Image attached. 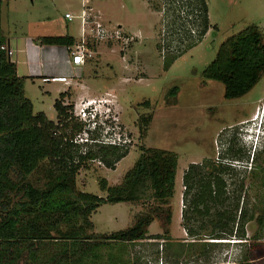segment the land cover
<instances>
[{
  "label": "rangeland",
  "instance_id": "374dc122",
  "mask_svg": "<svg viewBox=\"0 0 264 264\" xmlns=\"http://www.w3.org/2000/svg\"><path fill=\"white\" fill-rule=\"evenodd\" d=\"M83 1L105 29L119 32L128 42L113 39L98 43L95 57L89 59L86 69L83 67V78L69 81L82 82L97 93H112L120 110L104 101L95 105L96 114L104 115L102 112L108 108L106 121L108 117L109 121L117 118L116 124L130 143L119 148L125 149L127 156L113 169L99 159L88 162V167L76 177L77 189L104 198L106 194L100 191L98 180L104 178L110 186L121 184L141 150H165L178 158L168 234L154 221L145 240L100 249L97 264H232L244 260L264 264V188L256 194L252 188L247 194L249 200L243 202L228 199L224 190L223 208L236 216L235 222L228 225V230H211L212 212L204 218L197 216L189 203L198 189L186 190L183 184V175L190 164L211 162L226 167L221 157L228 127H237L251 112V105L264 97V77L244 97L228 101L223 96V85L203 76L229 37L250 25H256L264 36V0H205L209 24L216 26L217 31L211 28L192 49L184 50L189 40L182 42L180 50L184 53L172 62L164 60L156 46L166 44L169 33L178 35L171 24L174 16L181 13V6L188 3L185 0H2L1 29L13 53L10 60L16 59L17 38L32 30L50 35L68 33L79 41ZM65 14H70L73 20L68 22ZM170 38L179 42L175 36ZM22 72L20 67L17 74ZM64 88L60 80L48 83L25 78L24 81V94L31 101L33 112H43L54 122L53 104ZM86 101L81 98L67 102L74 109ZM139 117H151L148 128L141 133L139 130L145 126ZM256 195H263V200L252 201ZM151 204L150 199L142 198L132 204L100 206L91 217L94 234H111L130 227L134 217L147 211ZM258 218L262 219L261 225ZM216 233L224 240H212Z\"/></svg>",
  "mask_w": 264,
  "mask_h": 264
},
{
  "label": "trees",
  "instance_id": "16d2710c",
  "mask_svg": "<svg viewBox=\"0 0 264 264\" xmlns=\"http://www.w3.org/2000/svg\"><path fill=\"white\" fill-rule=\"evenodd\" d=\"M185 1L188 3L181 6V13L174 16L171 24L178 35L169 33L166 44L156 46L164 60L170 59V62L182 56L184 50L199 44L211 28L217 31L216 26L209 24L205 0ZM1 10L2 0L0 264H97L100 249L145 240L154 221L159 222L167 235L177 155L159 149L141 150L121 184L110 186L104 178L98 180L100 191L106 194L104 198L79 191L76 177L80 170L88 167V162L99 159L107 168L113 169L127 156V151L98 145L92 149L73 142L81 132L82 124L74 119L72 104L67 102L71 99L70 89L60 93L54 101L56 122L49 120L43 112H33V105L24 94L25 77L18 76L16 65L8 55L1 29ZM170 36H175L179 42ZM188 40L190 44L180 50L181 43ZM75 43L68 35L44 37L38 41L40 46L47 47H71ZM203 76L223 85L225 100H237L247 95L264 77L261 30L250 25L229 37L219 47ZM148 104L144 102V105ZM139 119L145 126L142 130L139 127L141 133L148 128L151 117ZM224 168L211 162L190 164L183 175L186 190L198 189L189 203L192 211L201 218L212 212L211 230H228V225L234 224L236 218L223 208ZM142 198L150 199L152 204L147 211L134 217L130 227L111 234H94L91 217L100 206L132 204ZM257 222L261 225L262 219L258 218ZM184 229L192 234L186 226ZM213 237L215 241L224 240L219 233ZM240 240H245L243 235ZM232 264L254 263L244 260Z\"/></svg>",
  "mask_w": 264,
  "mask_h": 264
},
{
  "label": "built area",
  "instance_id": "2783aa9c",
  "mask_svg": "<svg viewBox=\"0 0 264 264\" xmlns=\"http://www.w3.org/2000/svg\"><path fill=\"white\" fill-rule=\"evenodd\" d=\"M92 9L88 8L85 2H82V11L79 16L81 21V38L79 41L71 47H62L64 50L67 60L75 66L77 74L76 78H81L82 68L86 61L93 58L95 54L96 45L100 42L106 41H121L123 44L128 42L126 38L112 29H105L100 22L97 21V17L93 15ZM64 18L71 22L73 17L70 14H65ZM115 30V29H114ZM105 43V42H104ZM56 47V46H50ZM11 51L8 49V55L11 56ZM98 104L105 103L101 100H87L81 102L80 105H75L72 110V114L75 120L82 124L81 132L75 136L74 143L82 147H88L93 145H102L110 147L123 148L130 143V139L120 128L119 124H116V119L108 117L106 121V115L109 113V109H104L102 113H97L96 106ZM105 107V106H104ZM101 114V115H99ZM98 116H101L98 118ZM113 116V115H112ZM257 117V114L254 116ZM86 148L82 149V153H85Z\"/></svg>",
  "mask_w": 264,
  "mask_h": 264
},
{
  "label": "crops",
  "instance_id": "0c3cea01",
  "mask_svg": "<svg viewBox=\"0 0 264 264\" xmlns=\"http://www.w3.org/2000/svg\"><path fill=\"white\" fill-rule=\"evenodd\" d=\"M117 26L120 27L121 25H117ZM66 35L73 37L68 33L63 35H50V34L40 33L39 31L36 30H32L29 33L25 34L23 38H19V39L17 38V43L16 44L14 43V45L16 46V59L14 63L16 65V70L18 73L20 67L22 68L23 71L21 75L19 74L18 75L29 79H35V78L41 79L44 82H48V83H50L53 80H60L64 83V87H65L64 91L60 93H64L65 91L70 89L71 92L70 101L73 102L75 99L79 101L81 98L85 100L107 101L110 102V104L114 105L116 110L117 109L120 110V107L117 103V99L112 95V93L110 92H105L104 94L97 93L96 91H92L88 87V85L83 84L82 82L78 83V82L69 81L70 79H74V80L77 79L76 78L77 71L75 66L70 64V62L67 60L66 54L62 49V47H50V46L47 47V46H40L38 44V41L44 37H55V36H66ZM6 47L11 51L9 41L6 44ZM95 53H97L96 49H95ZM12 55L13 53L11 54V56ZM94 57L95 56H93V58ZM90 60L86 61L84 65L85 69L88 66ZM85 69L83 70L82 68L80 79L83 78L85 74L84 72ZM120 119L121 117L119 116V120Z\"/></svg>",
  "mask_w": 264,
  "mask_h": 264
},
{
  "label": "flooded vegetation",
  "instance_id": "af4514ba",
  "mask_svg": "<svg viewBox=\"0 0 264 264\" xmlns=\"http://www.w3.org/2000/svg\"><path fill=\"white\" fill-rule=\"evenodd\" d=\"M67 104V103H65ZM251 112L247 118L239 123L237 127L231 125L228 127V135L222 152L221 161L226 163L224 168L225 179L224 190L230 199L235 201H245L247 194L253 188L255 194L261 192L264 188V147L246 146L241 141L244 133H253L256 131V118L258 114L264 111V97L257 99L251 105ZM257 114V117L254 116ZM264 144V143H262ZM219 160V158H216ZM220 163V162H219ZM240 170H237V169ZM237 176H240L238 179ZM262 201L263 195H256L252 201Z\"/></svg>",
  "mask_w": 264,
  "mask_h": 264
},
{
  "label": "clouds",
  "instance_id": "9594fccd",
  "mask_svg": "<svg viewBox=\"0 0 264 264\" xmlns=\"http://www.w3.org/2000/svg\"><path fill=\"white\" fill-rule=\"evenodd\" d=\"M256 120L257 129L253 133H244L241 136V143L246 146H261L264 147V111L258 114Z\"/></svg>",
  "mask_w": 264,
  "mask_h": 264
}]
</instances>
